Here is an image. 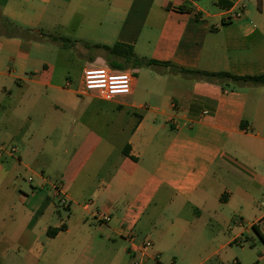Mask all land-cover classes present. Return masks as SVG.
Wrapping results in <instances>:
<instances>
[{
    "label": "crops",
    "instance_id": "obj_1",
    "mask_svg": "<svg viewBox=\"0 0 264 264\" xmlns=\"http://www.w3.org/2000/svg\"><path fill=\"white\" fill-rule=\"evenodd\" d=\"M237 1L0 0L37 35L0 37V146L18 147L0 160V264H133L132 237L152 243L145 264H242L226 253L247 244L264 264V86L181 71L264 74V0L226 21ZM65 13L87 47L151 62L127 71L131 95L57 76L46 53Z\"/></svg>",
    "mask_w": 264,
    "mask_h": 264
},
{
    "label": "rangeland",
    "instance_id": "obj_2",
    "mask_svg": "<svg viewBox=\"0 0 264 264\" xmlns=\"http://www.w3.org/2000/svg\"><path fill=\"white\" fill-rule=\"evenodd\" d=\"M257 4V2H253L251 0L245 1V5L248 7L249 10L256 9ZM63 17L64 18L62 22L58 24L60 26H53L51 34L67 41H62L57 45L49 44L52 50L46 53V58L52 65L56 66L58 77H60L62 80H64L66 77H71L76 83H78L80 81L83 69L87 63L86 59L88 57H92L94 55H100L102 57L101 60H97L98 63H94L93 65L108 66V64L105 60V52L103 50H96L93 48L92 45H89V47H87L88 44L77 41V34L75 33V30L76 28H78L79 19L72 20L69 14L66 13ZM139 59L144 61V58ZM137 68L139 67H134L130 65V67L126 71L134 73V69ZM255 239L259 243V240L256 235ZM226 254L230 259L233 258L234 255H239L238 257L241 258L242 264H252V262L255 261L258 257V251L255 250L254 247H251L250 244L245 245L244 250H237L236 247H234L233 250L227 251ZM208 264L220 263L218 258L215 257L212 262Z\"/></svg>",
    "mask_w": 264,
    "mask_h": 264
},
{
    "label": "built area",
    "instance_id": "obj_3",
    "mask_svg": "<svg viewBox=\"0 0 264 264\" xmlns=\"http://www.w3.org/2000/svg\"><path fill=\"white\" fill-rule=\"evenodd\" d=\"M246 5L237 1L232 7L224 11L226 21H235L243 17ZM134 76L127 72L114 71L106 65H90L83 71L80 93L93 95L104 101H114L120 97L129 96L133 90ZM18 147L0 146V160L6 155H16ZM54 198L64 197L59 185L54 186ZM65 203V201H63ZM132 248L138 255L133 264H145L148 257L147 250L152 247L150 241H145L140 246L136 244V238H131Z\"/></svg>",
    "mask_w": 264,
    "mask_h": 264
},
{
    "label": "trees",
    "instance_id": "obj_4",
    "mask_svg": "<svg viewBox=\"0 0 264 264\" xmlns=\"http://www.w3.org/2000/svg\"><path fill=\"white\" fill-rule=\"evenodd\" d=\"M0 37L6 38H22V39H36V34H34L29 29H21L4 17L0 11ZM53 41H67L65 39H59L52 37ZM69 42V41H68ZM96 50H103L105 52V60L108 66L114 71L124 72L126 71L130 65L134 67H143L146 65H150L151 62H144L136 57L134 53V49L132 46L129 45H121L116 44L112 47L109 46H94ZM183 72H190L192 74L198 75L202 78H205L208 81H219V82H231V83H243V84H252L257 86H264V74L256 75V76H233L228 73H207V72H195V71H186L181 70ZM129 147L127 146L124 150L126 155L129 154L128 152ZM64 229V227L53 229L48 232L49 236H55L59 231ZM253 230L260 238V240L264 243V235L259 231L258 226L254 225Z\"/></svg>",
    "mask_w": 264,
    "mask_h": 264
}]
</instances>
